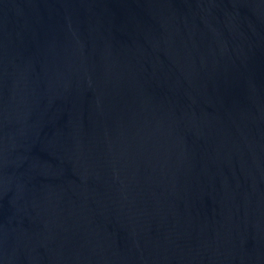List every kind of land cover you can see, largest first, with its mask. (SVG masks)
Segmentation results:
<instances>
[{
	"label": "water",
	"instance_id": "water-1",
	"mask_svg": "<svg viewBox=\"0 0 264 264\" xmlns=\"http://www.w3.org/2000/svg\"><path fill=\"white\" fill-rule=\"evenodd\" d=\"M0 264H264V0H0Z\"/></svg>",
	"mask_w": 264,
	"mask_h": 264
}]
</instances>
